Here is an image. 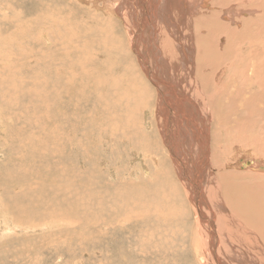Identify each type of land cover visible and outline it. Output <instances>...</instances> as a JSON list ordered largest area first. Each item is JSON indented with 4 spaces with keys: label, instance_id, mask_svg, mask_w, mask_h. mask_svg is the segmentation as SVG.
<instances>
[{
    "label": "bare ground",
    "instance_id": "1",
    "mask_svg": "<svg viewBox=\"0 0 264 264\" xmlns=\"http://www.w3.org/2000/svg\"><path fill=\"white\" fill-rule=\"evenodd\" d=\"M40 6L31 21L37 32L30 33L53 48L43 69L59 74L62 50L87 60H79V79L67 93L87 105L89 133L95 125L111 143L93 156L133 177L116 187L93 181L99 209L122 214L110 220L111 234L129 214H142L150 190L167 184L188 197L205 236L206 263L264 264V0ZM131 156L140 167L121 168Z\"/></svg>",
    "mask_w": 264,
    "mask_h": 264
},
{
    "label": "rangeland",
    "instance_id": "2",
    "mask_svg": "<svg viewBox=\"0 0 264 264\" xmlns=\"http://www.w3.org/2000/svg\"><path fill=\"white\" fill-rule=\"evenodd\" d=\"M40 1L0 0V264H210L188 197L167 184L150 190L142 214H129L111 234L110 220L122 214L99 209L93 181L98 176L101 186L116 187L133 177L93 156L96 149L108 152L111 143L93 131L95 125L89 133L87 105L67 93L84 57L62 50L60 73L43 69L53 48L46 50L43 38L30 33L37 32L31 21ZM136 158L121 168L137 170Z\"/></svg>",
    "mask_w": 264,
    "mask_h": 264
}]
</instances>
